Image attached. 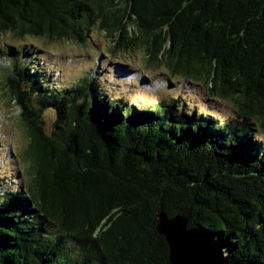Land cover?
I'll list each match as a JSON object with an SVG mask.
<instances>
[{
	"label": "trees",
	"instance_id": "trees-1",
	"mask_svg": "<svg viewBox=\"0 0 264 264\" xmlns=\"http://www.w3.org/2000/svg\"><path fill=\"white\" fill-rule=\"evenodd\" d=\"M92 30L104 53L137 64L143 50L146 71L234 115L181 95L135 107L89 73L52 82L35 47L6 44L31 177L0 174V264H171L160 213L219 239L227 264H264V0H0V34L85 42Z\"/></svg>",
	"mask_w": 264,
	"mask_h": 264
},
{
	"label": "rangeland",
	"instance_id": "rangeland-1",
	"mask_svg": "<svg viewBox=\"0 0 264 264\" xmlns=\"http://www.w3.org/2000/svg\"><path fill=\"white\" fill-rule=\"evenodd\" d=\"M6 44L17 47L31 44L35 47L29 52L31 60L47 67L46 73L52 82L70 85L89 73L101 77L109 90L124 95L129 104L135 107L155 105L156 102L181 95L191 106L203 112L211 111L223 118L234 115L232 106L226 101L214 99L205 94L200 86L187 80L172 79L163 67L146 71L143 50H138V55H135L137 64H131L133 60L122 61L112 54H106L109 50L108 39L102 31L92 30L85 42H66L33 35L18 37L8 31L0 34V52ZM119 63L131 66H126L127 70L121 73L123 69ZM7 65L8 61L0 57V174L18 181V175L14 173L22 167L20 176L27 183L31 177L29 159L25 155L29 137L19 120L20 109L13 104L8 84L3 78L7 74ZM43 120L50 128L51 120L47 116Z\"/></svg>",
	"mask_w": 264,
	"mask_h": 264
},
{
	"label": "water",
	"instance_id": "water-1",
	"mask_svg": "<svg viewBox=\"0 0 264 264\" xmlns=\"http://www.w3.org/2000/svg\"><path fill=\"white\" fill-rule=\"evenodd\" d=\"M157 230L169 244L171 264H227L224 245L211 235L188 228L184 216H157Z\"/></svg>",
	"mask_w": 264,
	"mask_h": 264
}]
</instances>
